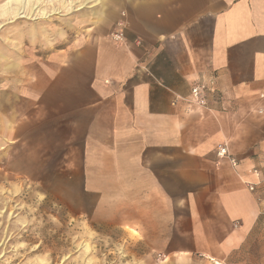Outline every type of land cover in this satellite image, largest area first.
I'll return each instance as SVG.
<instances>
[{"label": "crops", "instance_id": "1", "mask_svg": "<svg viewBox=\"0 0 264 264\" xmlns=\"http://www.w3.org/2000/svg\"><path fill=\"white\" fill-rule=\"evenodd\" d=\"M73 1L15 44L36 53L0 56V129L30 146L25 176L171 258L264 264V190L247 186L264 175V0Z\"/></svg>", "mask_w": 264, "mask_h": 264}, {"label": "rangeland", "instance_id": "2", "mask_svg": "<svg viewBox=\"0 0 264 264\" xmlns=\"http://www.w3.org/2000/svg\"><path fill=\"white\" fill-rule=\"evenodd\" d=\"M61 5L55 0L53 9H63ZM37 20L1 19L0 47L8 41L13 49L0 48V56L36 53L14 47L21 44L20 37L25 42L30 32L42 28ZM50 21L62 28L61 18ZM8 109L3 107L2 113ZM4 134L0 129V264H216L200 257L171 258L144 243L138 230L109 222L98 225L76 215L57 188L51 190L38 178L25 176L29 167L20 164V157L30 146H15Z\"/></svg>", "mask_w": 264, "mask_h": 264}, {"label": "bare ground", "instance_id": "3", "mask_svg": "<svg viewBox=\"0 0 264 264\" xmlns=\"http://www.w3.org/2000/svg\"><path fill=\"white\" fill-rule=\"evenodd\" d=\"M61 1V6H63L64 9L68 11L73 10L75 7H77L76 4H78L73 0L69 3H65V0ZM53 3L54 0H6L5 3L0 6V20H10L13 22L20 18H27L31 20H37L38 18L49 19L52 14L59 15L63 12V9H53ZM49 5H52L53 10L48 11V8L46 9V7ZM80 6H82V4Z\"/></svg>", "mask_w": 264, "mask_h": 264}, {"label": "built area", "instance_id": "4", "mask_svg": "<svg viewBox=\"0 0 264 264\" xmlns=\"http://www.w3.org/2000/svg\"><path fill=\"white\" fill-rule=\"evenodd\" d=\"M123 38V35H115V40H121ZM212 91V85L206 84V83H198L194 85L192 88L191 93V100L192 102L202 106L206 107L208 106V94ZM217 156L220 159H227L231 163L232 166H237L238 161L234 157L230 155L229 149L227 144L223 143L218 145L216 149ZM253 174H255L258 177L257 183H247L248 189L250 192L255 193L258 189L262 188L264 190V175L263 173L258 170L254 169ZM259 202H262V198H258Z\"/></svg>", "mask_w": 264, "mask_h": 264}]
</instances>
